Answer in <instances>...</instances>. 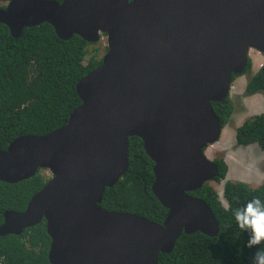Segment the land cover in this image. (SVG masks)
<instances>
[{
	"label": "water",
	"instance_id": "95a60500",
	"mask_svg": "<svg viewBox=\"0 0 264 264\" xmlns=\"http://www.w3.org/2000/svg\"><path fill=\"white\" fill-rule=\"evenodd\" d=\"M48 22L62 39L97 43L102 63L77 84L68 122L0 147V180L50 173L23 211H7L0 235L46 220L53 264H159L183 233L215 236L220 222L190 194L220 174L206 151L224 124L213 102L230 96L250 50L264 53V0H10L0 23L19 37ZM154 161L162 224L99 204L129 168V138Z\"/></svg>",
	"mask_w": 264,
	"mask_h": 264
},
{
	"label": "trees",
	"instance_id": "16d2710c",
	"mask_svg": "<svg viewBox=\"0 0 264 264\" xmlns=\"http://www.w3.org/2000/svg\"><path fill=\"white\" fill-rule=\"evenodd\" d=\"M8 1L0 0V6ZM97 43L79 35L62 39L48 22L26 27L15 37L6 24L0 23V147L6 149L22 135L50 133L68 122L73 110L82 103L78 82L102 63L104 54ZM107 49L105 46L103 51ZM251 67L249 58L247 70ZM246 93L264 94V64L248 80ZM213 107L224 125L235 111L230 96L222 102H213ZM235 136L239 145L256 143L264 151V111L237 127ZM129 143L128 171L105 190L99 205L162 224L168 209L152 190L154 161L147 154L142 138L131 136ZM215 162L220 168L215 180L221 181L227 176L228 164L224 158ZM50 177L41 168L33 177L17 183L0 180V225L7 211L25 210ZM211 182L190 194L204 199L212 208L220 222L218 234L183 233L172 252L160 253L159 264H251L256 249L246 246L249 235L239 228L234 210L253 197L264 201V183L253 186L241 180H226L223 192L226 203L222 204ZM50 245L45 219L20 235H0V264H53L49 259Z\"/></svg>",
	"mask_w": 264,
	"mask_h": 264
},
{
	"label": "rangeland",
	"instance_id": "374dc122",
	"mask_svg": "<svg viewBox=\"0 0 264 264\" xmlns=\"http://www.w3.org/2000/svg\"><path fill=\"white\" fill-rule=\"evenodd\" d=\"M99 45L102 46L101 52L104 54V41L101 40L96 44V46ZM250 58L252 67L238 75L233 81L230 99L234 104L235 111L225 124L220 140L209 146L212 151H206L210 159L215 161L217 158H224L228 164L226 178L211 182L217 188L224 203H226L223 193L226 180H241L253 186L264 183V151L256 143L247 146L239 145L235 136L237 127L249 117L264 111V94L246 93L248 80L264 64V53L251 49ZM46 172L50 175L48 171Z\"/></svg>",
	"mask_w": 264,
	"mask_h": 264
},
{
	"label": "clouds",
	"instance_id": "9594fccd",
	"mask_svg": "<svg viewBox=\"0 0 264 264\" xmlns=\"http://www.w3.org/2000/svg\"><path fill=\"white\" fill-rule=\"evenodd\" d=\"M221 203L223 204V200ZM225 210L229 209L226 207ZM234 217L239 228L249 235L246 246L256 249L251 257V264H264V249L261 248L264 245V201L253 197L234 210Z\"/></svg>",
	"mask_w": 264,
	"mask_h": 264
},
{
	"label": "built area",
	"instance_id": "2783aa9c",
	"mask_svg": "<svg viewBox=\"0 0 264 264\" xmlns=\"http://www.w3.org/2000/svg\"><path fill=\"white\" fill-rule=\"evenodd\" d=\"M101 40H103L104 43H105V46H107V39H106V37L104 35L101 36Z\"/></svg>",
	"mask_w": 264,
	"mask_h": 264
},
{
	"label": "bare ground",
	"instance_id": "6f19581e",
	"mask_svg": "<svg viewBox=\"0 0 264 264\" xmlns=\"http://www.w3.org/2000/svg\"><path fill=\"white\" fill-rule=\"evenodd\" d=\"M251 55H252V54H251ZM254 112H255V111H254ZM210 148H211V147H210ZM210 148L207 150L208 152H209V151H212V149L210 150Z\"/></svg>",
	"mask_w": 264,
	"mask_h": 264
},
{
	"label": "flooded vegetation",
	"instance_id": "af4514ba",
	"mask_svg": "<svg viewBox=\"0 0 264 264\" xmlns=\"http://www.w3.org/2000/svg\"><path fill=\"white\" fill-rule=\"evenodd\" d=\"M105 54V53H104Z\"/></svg>",
	"mask_w": 264,
	"mask_h": 264
}]
</instances>
